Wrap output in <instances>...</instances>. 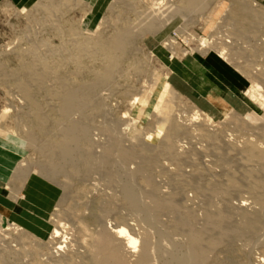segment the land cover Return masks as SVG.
I'll list each match as a JSON object with an SVG mask.
<instances>
[{
  "label": "rangeland",
  "instance_id": "1",
  "mask_svg": "<svg viewBox=\"0 0 264 264\" xmlns=\"http://www.w3.org/2000/svg\"><path fill=\"white\" fill-rule=\"evenodd\" d=\"M152 1L155 3L157 0ZM152 1L150 3H153ZM88 2L89 0H0V130H5V134H11L22 143L18 165H15L8 179L0 178V217L4 220L0 230V264H52L54 257L65 254L69 258H76L80 263L84 249L78 246L93 237L100 226L99 222H105L109 228L125 222L133 226L139 235L147 230V233L152 235V247H155L153 264H170L172 255L169 253H174L176 248L185 251L191 228L193 232L207 230V216L211 211L221 209L224 214L231 215L241 202L248 204L249 213H260L262 223L258 233L248 236L249 238L225 236L217 248L207 251V264H264V208L257 206V202L264 200V175L257 176L260 168L258 164L244 161L246 154L240 151L248 140L264 144V138L252 132L247 127L250 124L244 122V118L253 112L264 119V107L247 94L250 105L247 114L230 113L214 118L199 104L173 87L179 98L171 109L174 110L172 114L181 130L174 146L176 157L169 156L165 151L151 154L156 165L151 168V173L148 172L149 187L140 158L133 159L123 166L115 165L111 159V165L103 168L105 171L101 167L87 176L79 174L78 177H72L67 172H60L56 176L43 173L47 160L40 149L48 144L50 138L39 135L36 117L34 118L30 104L20 93L19 83L27 79L36 102L42 106V113L47 118L50 136L58 133L65 124L59 114L61 102L55 97L52 98L48 90H58L62 81L72 86L91 83L95 78L94 74L104 69V58L100 60L99 57H94V60H97L95 63L93 59H86L85 67L88 69L85 68L84 73H77V64L75 65L76 62L72 61L71 57V47L75 46L77 38L79 39L80 35V39L89 37L93 31L89 24L92 15L90 16V11L85 6ZM150 3L142 4L137 0H105L102 14L104 23L100 29L103 30L101 32L104 37L107 38L120 27L128 25L136 31L141 30L143 34L147 33L134 43V54L122 65V70L116 72L111 84L101 88V91L98 90L94 104L99 105L100 110L90 108L84 115L76 113L70 117L71 124L84 125L89 132V143L80 147L82 154L92 153V156L101 157V160L104 146L110 143V137L105 131L112 127H116L115 134L119 137L122 149L142 143L155 145L154 147L160 145L163 135L156 139L157 142L152 139V135L158 126L154 106L164 86L158 84L155 89L158 92L155 95L149 91L148 96L145 91H148L154 76L161 82L168 76L170 83L176 64L188 58L205 57L209 54L220 57V44L228 47L225 52L228 60L222 56L220 58L248 79V92L251 90L256 92L257 96H264V0H206V7L192 13L185 12L179 20H166L167 22L162 24L163 27L161 26L162 29L159 27L156 31L144 32L148 22L146 12L151 8ZM159 3H162V10L159 9L158 16L164 18L162 16L174 7L182 6L183 0H160ZM50 7L51 10H48ZM252 11L259 14L262 21L256 22ZM29 50L36 51L41 65L56 70L43 84L31 82L26 73L21 74L23 65L35 61ZM40 63L35 62L38 68L41 67ZM155 84L153 83V88ZM135 99L149 102L144 115L139 112L142 109L141 103L133 106ZM198 115H201L197 122L199 124L194 121L199 118ZM209 118L212 121L209 122ZM124 126L125 128H122ZM205 134L214 137L210 141ZM27 135L35 138L31 141V137ZM0 141H4V136L0 137ZM220 154L229 156L227 158L230 160L224 164L219 160ZM28 167L30 180L25 184L16 180L14 175L18 169ZM247 171L251 175L248 180L242 177ZM113 172L118 173V179L116 174L111 176ZM233 173L239 190L227 186ZM131 174L135 190L143 194L140 199L144 205L151 204L145 195L149 189H153L162 199L173 198L179 214L186 213L191 221L192 227L189 231L181 226L178 215L162 212L156 218L158 226L153 223L150 225L144 208H135L136 211L125 204L120 185L123 181L124 184ZM107 178L115 181L117 179L118 182L121 180V183H112ZM211 185L225 188L224 192L211 196ZM16 198L18 199L15 200ZM22 198L25 201L28 199V202L22 203ZM142 209L145 211H141ZM11 225L19 227L20 233L17 235V232H14V235L6 240L1 236L8 234L3 231ZM54 229H58L63 238L52 240ZM64 237L69 239L67 244L64 243ZM71 239L73 240L70 241ZM74 239L78 245L70 250L68 246ZM56 244H61L64 248L59 254H55V247H59ZM158 249H161L162 253L166 251L163 259ZM167 251L169 260L166 258Z\"/></svg>",
  "mask_w": 264,
  "mask_h": 264
},
{
  "label": "bare ground",
  "instance_id": "2",
  "mask_svg": "<svg viewBox=\"0 0 264 264\" xmlns=\"http://www.w3.org/2000/svg\"><path fill=\"white\" fill-rule=\"evenodd\" d=\"M137 1H139L142 4L143 3L145 4L148 2L150 3L152 0H137ZM159 1L160 0H157L155 2V3L158 2L157 4H155L152 1L153 3H150L151 8L150 7H149L150 9L147 8L149 10L146 12V14L148 16V19H147L148 22L146 21L147 26H146L144 32L156 31L159 27L162 26V24L166 20L168 22L170 20H174V19L179 20L184 15L185 12L186 13L187 12L192 13L194 11H197L198 9H202L206 3V0H183L182 6L177 5L176 7H174L169 12L166 11L168 13V14H166L167 16L163 15L162 17H164V18H160V16H158V14H159L158 12H159V9H160V11L162 10V8H160L162 6V3H159ZM104 5H105V0H89V2L86 3L85 6L89 9L90 16L92 15L89 19V21H90L89 24H90L91 28L93 29V31H91L92 34L89 37H87V36L84 38L81 37L82 39H80V36H81L80 35L79 39L77 38V40L75 41V46L71 47V50L73 48V51L71 52L72 55L69 52V54L72 57V61L76 62L75 65L77 64V68L75 70L77 73H81L85 70V68H86L85 67V62H86L85 60L86 59H88L87 61H89V59L94 60L95 59L94 57H99L100 60H101V58H104L103 64H102V66L104 65V69L101 70L100 72L94 74L95 78L93 79V82H91V83H87V84L84 83L81 85L72 86V85H69V84L64 83L62 81L59 84L58 90L54 91V89H52L53 92H51V89L48 90V92H50V94L53 96L52 98L55 97L57 100H59L61 102L60 107H59V109H60L59 114H60V116H61V118L65 124H64V127L58 133L53 134V136L52 135L50 136L48 126H47L48 125L47 124V118L42 113V106L39 104V102H36L34 92L31 88L30 83L27 81V79L24 82H23V80L20 81L21 83H19V91L22 94L23 98L26 100V102H28L30 104L31 112H32L34 118L36 117V122H37L36 125H38L39 135L42 137L50 138L49 139L50 141L48 142V144L46 146L41 147V144H40V147H41L40 151H41L42 155L47 160V161H45L46 162L45 164H47V165L43 168V173L45 172L46 175L48 174L49 176L50 175L56 176L57 174L59 175L60 172L61 173L67 172L72 177L73 176L75 177V175H77V177H78V176H80L79 174H84L87 176V175H90L93 171H96V170L98 171V169L99 168L101 169V167H102V169L103 168L105 169L107 166H110L111 165L110 164L111 159H112V162H115V165L123 166V165H126L130 161L132 162L133 159L138 160V158H140L139 160H141L142 171L145 173L146 177H148V178H146L148 180L147 181L145 180V181L147 182V185L149 187L150 181H149L148 172L151 173L150 172L151 168L155 167L154 165H156V164H154L155 162H153L151 154L152 153L158 154L159 152L165 151L166 154L175 158L176 154L174 153V149H175L174 146L178 142L176 138L178 137V135L181 132L180 126H179V124H177L176 119H175L174 115L172 114L173 113L172 111H174V110L171 109L172 106L176 105L175 100H177V98H179V96L175 92L172 85L169 83L168 76L166 78H164V80L162 82L160 80H157L154 76L151 85L148 86V88H147L148 91H145V93L148 94V96L150 94L155 95L158 92V90L155 91V89L158 87L157 85L163 84V86H164L163 90L160 92V97L154 106V113H155V117H156L155 120H157L158 126L152 135V139L155 140V142H157L156 139L158 137H160L161 135H163V137H161L160 145L158 144L159 147H158V145H157V147H154L155 145L152 146V145H149L148 143H146V144L142 143V144H138L137 146L134 144L133 147L130 146L131 148H129V149H125V148L122 149V148H120L121 146L119 145V143H121L118 141L119 137L117 138L116 136H118V135L115 134L116 127L115 128L112 127L110 130L108 129L109 131H105L108 133V135L110 137V143L107 144L108 143L107 142L106 143L107 145L104 146L103 151H102L103 157L100 160L101 157L96 158V157L91 155L92 153L91 154H82L81 153L80 147H82L84 144H87V142L89 141L88 140L89 139V132H88L87 127L84 125H74V124H71L69 122V119L73 114L81 113L84 115V114H86L85 112L87 111V109L89 110L90 108L100 110L101 107L99 105L94 104L95 98L97 99L96 94H97L98 90H100L101 88L106 87V86L111 84V82L114 79V75L116 74V72L118 70H122V68H121L122 65L124 63H126L128 60H130L132 57V54H134L133 53L134 43L137 40L141 39V37H143L147 33L146 32L145 34H143V32H141V30L139 28L138 29L140 31H136L134 28L132 29V27H128L129 26L128 25V26H125L122 28L120 27L119 29L116 30V32L113 35H111L107 38L104 37L103 36L104 33L102 35V32H101L103 30H100L101 27L103 26V23H104L103 17H102L104 7H105ZM42 8H44V7H42ZM47 9L51 10V7L47 8ZM167 9H169V8L167 7ZM252 12H253L255 18L257 19L256 22L258 21V23H259L260 21H262V18L259 14H257L255 11H252ZM247 17H248V15H247ZM143 18H144V16H143ZM137 24H138V22H137ZM141 27L142 26H140V28ZM162 27H161V29H162ZM88 35H90V34H88ZM74 39H76V38H74ZM204 44L202 43V45H204ZM208 45H207V47H208ZM222 45H223V43H222ZM225 46L226 45H223V46H221V44L218 45V48L221 50L218 52H219L220 57L222 56L224 59L228 60L226 58L227 56H225L226 55L225 52L227 50L226 48H228V47H225ZM244 50H245V48H244ZM29 51L31 52V55L33 56L35 61H33V63L23 65V67H22L23 73H21V74L23 75L24 73H26L30 77L29 79L31 82L35 81V83L37 82V84L38 83L43 84L44 82H47V79L51 75H53L56 70L54 68L49 69L48 67H45L46 66L45 64H44L45 66L41 65L40 57L37 55L36 51H31V50H29ZM230 52H231V50H230ZM235 56H233V57L235 58ZM29 57H30V55H29ZM32 60L30 62H32ZM70 60H69V62L71 63L72 61H70ZM226 60H224V61H226ZM95 61H97V60H94V63H95ZM35 62L40 63L41 67L39 65L40 68H38V66L35 64ZM44 63H45V61H44ZM237 63H238V61H237ZM72 65H74V64H72ZM87 69L88 68H86V70ZM22 70H21V72H22ZM263 75H264V73H263ZM35 83H33V85H37ZM153 83H156L154 88H153ZM149 91H151L150 94H149ZM246 94L249 95V97L251 99L260 103L264 107V96H257L256 92L251 91V90ZM134 102L135 103L133 104V106L139 105V103H141L140 107H142V109L139 112H140V115H144L146 112L145 108L149 106V102L142 101L141 99H135ZM201 115H198L199 118L194 119V121H196L195 123H197L201 119L200 118ZM209 119H207L209 122L212 121L211 119L210 120ZM125 120H127V119L125 118ZM191 122H193V121H191ZM244 122H245V124H250L247 127H249V129H251L252 132H255L258 136H261L262 138H264V119L258 113L253 112L251 114H248L244 118ZM197 124H199V123H197ZM122 128H125V126ZM4 132H5V130H4ZM4 132L0 130V137L4 136V141H0V178L1 179L2 178L8 179V176L15 169V165L17 164V161L21 156V144L22 143L20 141H18L15 137H13L11 134H8V133L5 134ZM121 134H122V132H121ZM29 136L27 135V137H29ZM154 136H156V137H154ZM204 136H206V138H209V140L214 137V136H210L209 134H205ZM30 137H31V141L35 138L34 136H33L34 138L32 136H30ZM148 137H149V135H148ZM34 142L36 143V141H34ZM263 145L260 144L258 141L248 140V141H246L244 148L242 150H240V151H242L243 154H246L244 157V161L254 162L255 164H258V166L260 167L259 172L257 173V176H259L258 174H260L262 176L264 175V146ZM180 147H183V146H180ZM114 155H116L115 159L113 158ZM224 155L220 154L219 160L221 162H224V164H225L227 162V160H230V159L227 158L229 156L225 157L226 155L225 156ZM113 159H114V161H113ZM24 164L26 165L27 163H24ZM40 170L42 171V169H40ZM222 171H224V170H222ZM247 172H245V174L242 173L243 174L242 177L246 180L251 178L250 172L249 171H247ZM29 173H30L29 167L26 169L20 168V169H18V171L15 173L14 176L16 177L15 178L16 180H20L25 184L31 178V176H29ZM113 173L114 174H111V176L116 174V178L118 179V177H117V176H119V175H117L118 173H115V172H113ZM12 175H13V173H12ZM40 176H42V175H40ZM107 176L109 177V175H107ZM107 179L109 181L111 180L109 178H107ZM117 179H116V181H115V179H112L114 181L111 180L110 182H112V183L118 182ZM132 179H133V176L131 174L130 177H128V179H126L127 181H125L124 184H123L124 181L122 183H121V180L118 182V184L120 185V183H121L120 186H122L121 190L123 191L122 194H124V198L126 201V203L124 202L125 204H127L133 210L135 208H137V210H139L138 208H144L147 212V215H146V219L148 220L147 222H151L150 225H152V223L153 224L158 223L156 218H157L158 214H160L162 212H167V213L178 215L177 217H179L178 219L180 221L181 226L183 228H187L189 231L190 227H192L190 224L191 221L185 215L186 213H183V215L179 214L180 211L177 208V206L175 205L173 198L170 197V198L162 199V198L157 196L156 192L153 189L152 190L149 189L150 191L148 190L145 195L148 196V198L151 201V204L147 203L148 206H146V205H144V202L141 201V199H140L141 195H143V194L142 193L139 194V191L137 192L135 190ZM240 179H241V177H240ZM236 181H237L236 176H234V173H233L232 177L230 178L229 183H227L228 188L234 187V188H238V190H239V186H237ZM39 184L41 185V183H39ZM30 185H31V183H30ZM119 185H116V186L119 187ZM45 187H47V186H45ZM35 188H37V186ZM223 189H225V188H223ZM223 189H222V187H218L217 185H211V187H210L211 196L220 195V192H224ZM45 194H47L46 191H45ZM228 194H226V195H228ZM143 197H145V196H143ZM124 198H122V199L124 200ZM17 199L18 198H16L15 200H17ZM21 202L22 203L28 202V199L26 201H25V199H23ZM247 205L248 204H246L245 202H241L239 207L235 211L233 210L232 214L227 211L231 215L224 214L223 211H220L221 209L217 210L216 212L211 211V213L208 214V216H207L208 217L207 223L209 225L207 230L204 229V230H201L199 232H195V231L193 232V230L191 228L192 231L191 230H190L191 232L189 231V234L187 237L188 243L186 242L187 247H185L186 248L185 251H182V250L179 251V250H177V248L175 251V248H173L175 251L173 253L170 251L171 249L169 250L171 252V253H169V255L170 254L172 255L171 256L172 258L170 259L171 260L170 264L172 262H173V264H207V260H208L207 259V256H208L207 251L210 249L214 250L215 248H217V246H219V244L221 243L222 238H224L225 236L229 235V236H231V238L232 237L233 238H245V237L257 234L258 233L257 231L260 227V223H262V221L260 219L261 215H259L260 213H258V211L254 212V213H249L248 212L249 210L247 209V207H248ZM257 206H260V209L261 208L263 209L264 208V200L257 202ZM144 209H142L141 211H145ZM262 216H263V213H262ZM233 219H235V220H233ZM3 221L4 220L0 217V230H2L1 225H2ZM122 223H124V224L114 226V227L111 226L109 228L105 222H102V223L99 222L100 226L97 229V231L94 233L93 237L90 238V240H87L88 241L87 243L83 242L84 244H81V245L79 244V246H78L80 249H84V251L81 254L82 258H83L82 262L79 263L78 260L77 261L75 260L76 258L75 259H73L71 257L69 258L68 256H65L66 255L65 254L64 256H62V255L56 256L55 255L56 257H54L55 260H52V264H60V263H64V264H153V260H154L153 256L155 255L154 254L155 253L154 252L155 247L154 248L152 247L154 245V243H152L153 241H152L151 233L150 234L147 233V230H146V232L143 231L144 234L141 233L142 235L141 234L139 235V233L137 234L135 232V229L132 228L133 226L127 225V224H125V222H122ZM19 230H20L19 227L17 228L15 225H13V226L11 225V227H9L8 229L3 231V233L8 232V234L7 235L5 234L6 236H1V237H4L7 240L9 236L14 235V232L15 233L17 232V235H19V233H20ZM70 231L72 232L73 230L70 229ZM66 235H68V234H66ZM70 235H71V233H70ZM59 238H63V234L58 229H54V231L52 233V240L56 241ZM5 239H4V242H5ZM64 240H65L64 243L67 244V240H69V239L64 237ZM72 240L73 239H71L70 241H72ZM71 243L73 245L72 244L70 246H68L69 244L67 245L68 247H70V250H71V248L73 249V247H76L78 245L77 241L75 239H74V242H71ZM61 244H56L59 247H55V250L57 251V252L54 251V252H56L55 254H59V252L64 249L63 247H61L63 244L62 245ZM173 244H175V243H173ZM162 245H164V244H162ZM181 248L182 247H180V249ZM182 249L184 250V248H182ZM160 251H161V249L160 250L158 249V253L161 255L162 252H160ZM54 252H53V254H54ZM71 252L72 251H70V253ZM164 252L166 253V251H164ZM164 252L162 253V255L165 254ZM178 254H180V255H178ZM166 255H167L166 256V258H167L168 257V251H167ZM164 257H165V255H163L162 259ZM166 263L167 262H165L164 264H166Z\"/></svg>",
  "mask_w": 264,
  "mask_h": 264
},
{
  "label": "crops",
  "instance_id": "3",
  "mask_svg": "<svg viewBox=\"0 0 264 264\" xmlns=\"http://www.w3.org/2000/svg\"><path fill=\"white\" fill-rule=\"evenodd\" d=\"M174 69L170 80L172 87L212 117L249 112L248 79L217 55L193 56L177 63Z\"/></svg>",
  "mask_w": 264,
  "mask_h": 264
}]
</instances>
